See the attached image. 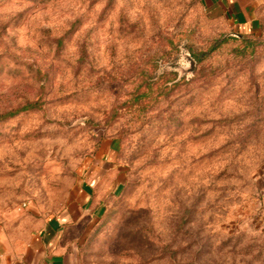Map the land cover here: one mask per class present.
Wrapping results in <instances>:
<instances>
[{"label":"rangeland","instance_id":"rangeland-1","mask_svg":"<svg viewBox=\"0 0 264 264\" xmlns=\"http://www.w3.org/2000/svg\"><path fill=\"white\" fill-rule=\"evenodd\" d=\"M48 218L79 264H264V32L206 0H0V236Z\"/></svg>","mask_w":264,"mask_h":264},{"label":"crops","instance_id":"crops-1","mask_svg":"<svg viewBox=\"0 0 264 264\" xmlns=\"http://www.w3.org/2000/svg\"><path fill=\"white\" fill-rule=\"evenodd\" d=\"M245 33L264 32V0H206ZM48 218L20 239L0 236V264H79L67 223Z\"/></svg>","mask_w":264,"mask_h":264},{"label":"water","instance_id":"water-1","mask_svg":"<svg viewBox=\"0 0 264 264\" xmlns=\"http://www.w3.org/2000/svg\"><path fill=\"white\" fill-rule=\"evenodd\" d=\"M183 55L188 61V66L184 67L182 70L191 73L195 69L196 61L189 53H184Z\"/></svg>","mask_w":264,"mask_h":264},{"label":"trees","instance_id":"trees-1","mask_svg":"<svg viewBox=\"0 0 264 264\" xmlns=\"http://www.w3.org/2000/svg\"><path fill=\"white\" fill-rule=\"evenodd\" d=\"M26 107H30V106H26Z\"/></svg>","mask_w":264,"mask_h":264}]
</instances>
